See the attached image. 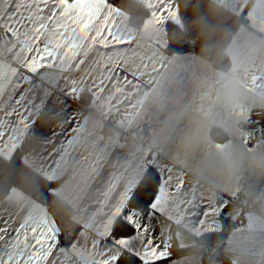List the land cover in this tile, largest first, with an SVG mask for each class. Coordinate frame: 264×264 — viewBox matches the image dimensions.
Returning a JSON list of instances; mask_svg holds the SVG:
<instances>
[{
  "label": "snow or ice",
  "instance_id": "obj_1",
  "mask_svg": "<svg viewBox=\"0 0 264 264\" xmlns=\"http://www.w3.org/2000/svg\"><path fill=\"white\" fill-rule=\"evenodd\" d=\"M146 7L149 14L144 21L145 30L166 34L167 22L181 23L177 0H146ZM255 11L253 7L245 15L242 8L232 9V14L241 28L264 32V27L251 22ZM122 20L120 6L110 0H0V158L14 155L30 138L39 139L45 148L50 145L52 149L35 158L41 165L51 161L41 168L47 187L37 193L39 203L28 202L18 228L12 229L11 214L0 226V264H47L54 249L64 258L61 264H177L172 259L163 221H173L171 205L183 193V169L189 166L188 159L174 156L178 165L175 168L166 163L172 157L170 151L151 154L150 158L141 155L134 164L124 160L122 167L131 169V177L118 190L119 178L113 174L105 181L101 168L122 147L121 135L97 147L91 163L87 157L76 155L77 146L93 135L88 131L90 122L103 131L104 121L115 117L113 123L124 134L143 132L138 121L148 88L153 85L152 91H157L158 78L167 71V58L157 55L152 46L154 55L147 64L143 60L129 63L142 46L101 50L130 43L132 37H124L118 31ZM160 46L165 45L161 42ZM177 51L183 54L188 49ZM92 53L95 58L89 59ZM121 63L123 71H130L133 79L121 74ZM75 73L81 75L77 77ZM241 86L245 91L264 89V77L248 73ZM85 98L87 110L72 108L70 101L81 102ZM121 109L124 115L116 117ZM234 115L256 127L251 123L254 117L243 109ZM42 117L58 120L59 131L42 126ZM257 120L262 124L261 135L255 144L243 145L247 152L264 151V119ZM230 146L226 143L218 147ZM116 159L120 160L119 155ZM67 165L82 170L85 187L93 177L102 184L100 203L101 209L107 205L103 211L106 219L91 240L87 234L91 221L83 225L85 231L78 236L63 233L47 208L50 198L76 207L72 192L53 186ZM232 195L234 198L236 193ZM14 199L9 197L6 202L11 205ZM192 208L191 216L197 219L189 221L190 227L197 235H206L222 230L220 221L230 208V201L222 199L203 211L199 203ZM52 264L57 261L52 260Z\"/></svg>",
  "mask_w": 264,
  "mask_h": 264
},
{
  "label": "crops",
  "instance_id": "obj_2",
  "mask_svg": "<svg viewBox=\"0 0 264 264\" xmlns=\"http://www.w3.org/2000/svg\"><path fill=\"white\" fill-rule=\"evenodd\" d=\"M137 1L146 6V0ZM177 2L181 15V23L178 26L197 40L195 48L183 54L167 50L169 22L166 23V34L159 30H145L144 21L149 10L141 25L136 26L130 20V13L120 7L123 20L118 26V31L124 37H132V39L129 44L113 45L109 49L101 50L110 52L113 49L142 46L138 56L131 57L130 53L127 54L131 57L129 63H139L143 60L147 64L154 55L150 49L152 46L157 49V55L167 58L165 61L167 71L158 78L157 91H152L153 85L148 88V95L143 103L142 118L138 121L144 127L143 132L124 134L113 123L115 117L104 121L103 131L99 129L98 124L90 122L88 131L93 135L88 142L77 146L76 155L77 158L87 157L88 162L91 163L95 158L97 147H103L114 140L117 134L121 135L122 147L117 148L101 168V175L105 181L113 174L119 178L118 190L124 180L131 177V169L126 171L122 167L124 160L134 164L141 155L150 158L151 154L170 151L172 157H169L166 163L175 168L178 165L174 156L187 158L189 166L183 169L185 173L183 193L171 205L174 209L173 221H163L165 237L171 244L172 259L176 260L177 264H206L204 249L208 248L210 253L213 252L208 264H264V171L252 168L248 164L252 159H264V151L244 150L243 145L246 143L241 135V126L245 121L234 115L241 109L249 115L253 110L264 109V89L245 91L241 86L242 78L248 73L264 77V65H252L235 76L236 58L233 56L229 59V56L222 54L225 47H235L243 36L264 39V32L258 33L241 28L240 22L232 14V9L242 8L247 15L253 7H256L255 12H257L260 4L257 0L256 3L241 6L234 5L232 0H224V7L217 9L212 0H177ZM253 15L251 22L264 27V23L253 20ZM161 42L165 46L161 47ZM177 57L181 59L177 60ZM93 58L95 53L89 56V59ZM120 67L122 75L133 79L130 71H123V63ZM64 75L69 74L64 73ZM74 75L79 77L81 73ZM137 79H146V77H137ZM221 80H234L236 88L245 100L231 107L222 104L217 90V82ZM61 84H63L62 78ZM6 96L7 92L5 98ZM132 102L135 103V98ZM70 103L73 109L87 110V98L81 102L70 101ZM93 115L95 116V113ZM123 115V109L115 113L116 117ZM149 121H152L151 126ZM41 122L42 126L56 128L59 131L58 120L42 117ZM226 143H230L231 146L227 149L218 147ZM51 150L50 145L45 148L39 139L30 138L23 142L19 151L24 163L44 177L41 168L46 167L51 161L41 165L35 158L42 152L47 155ZM14 155L0 159H11ZM117 155L120 157L119 161L116 159ZM226 155L237 156L239 163L229 164L227 168L219 166L218 162ZM58 176L59 179L53 186L63 187L66 193L72 192L76 204V207H73V224L63 225L55 217L62 232L78 236L85 231L83 225L91 221L92 228L87 230V234L89 240L95 238L96 228L106 219L103 211L107 210V205L101 209L100 202L103 201V196L100 192L102 184L99 178H89V186L85 187L82 170L73 165L64 166ZM233 192L236 193L234 198ZM9 197H15L11 205L6 202ZM222 199L230 201V208L220 221L223 225L222 230L225 225H229V231L220 244L203 248L199 242V238L203 235H197L189 225L190 220L197 219L191 216L192 205L201 204L200 211H203L204 208L212 207ZM29 201L39 203L16 186L11 187L5 194L0 193V214H2L0 226L11 214L14 221L11 227L18 228L26 215V205ZM245 205L251 209L255 208V211L244 213ZM48 211L52 214L49 209ZM222 230L218 229L214 232ZM10 234L14 235V232ZM219 247H222L221 252L213 258L214 252ZM54 259L57 264H61L64 259L58 249L53 250L47 264H52Z\"/></svg>",
  "mask_w": 264,
  "mask_h": 264
},
{
  "label": "trees",
  "instance_id": "obj_3",
  "mask_svg": "<svg viewBox=\"0 0 264 264\" xmlns=\"http://www.w3.org/2000/svg\"><path fill=\"white\" fill-rule=\"evenodd\" d=\"M110 1L127 10L130 13L131 22L136 26L141 25L147 14L148 8L137 0ZM168 31L169 44L167 50L169 52H178L177 49L179 48H186L188 51L195 48L197 40L178 25H172L169 22ZM13 186L24 190L36 200L37 193L43 192L47 187L45 178L24 163L20 151L11 159H0V193L5 194ZM47 206L60 223L62 222L63 225L65 223L68 225L73 224V207H69L65 203L51 198L48 200ZM229 228V225H225L222 231L203 235L199 238L200 244L203 245V248L220 244L225 239ZM204 252L206 264H208L213 252L210 253L208 248L204 249Z\"/></svg>",
  "mask_w": 264,
  "mask_h": 264
},
{
  "label": "clouds",
  "instance_id": "obj_4",
  "mask_svg": "<svg viewBox=\"0 0 264 264\" xmlns=\"http://www.w3.org/2000/svg\"><path fill=\"white\" fill-rule=\"evenodd\" d=\"M256 2L257 0H232L234 5L241 6ZM258 2L260 8L254 13L253 20L264 23V0H258ZM212 3L217 9L224 7V0H212ZM222 54L229 56V59L233 56L236 58L235 76H238L241 71L252 65H264V39L258 40L251 36H243L235 47H225L222 50ZM217 90L220 102L226 106H236L245 100L236 88L234 80L218 81ZM218 163L219 166L227 168L229 164H238L239 158L235 155H226ZM248 164L252 168L264 171V159H252L248 161Z\"/></svg>",
  "mask_w": 264,
  "mask_h": 264
},
{
  "label": "built area",
  "instance_id": "obj_5",
  "mask_svg": "<svg viewBox=\"0 0 264 264\" xmlns=\"http://www.w3.org/2000/svg\"><path fill=\"white\" fill-rule=\"evenodd\" d=\"M251 116L254 117V119L251 121V123H255L256 127L252 128L249 126V122H244L241 126V135L246 144H255L256 141L259 139L261 135V127L262 124L258 122L259 119H264V109H256L253 110L251 113ZM248 211H255L254 209L249 208L248 205H245L244 213ZM243 214V213H242ZM222 247L217 248V250L214 252V257H216L221 252ZM231 256H235V254L228 253Z\"/></svg>",
  "mask_w": 264,
  "mask_h": 264
}]
</instances>
